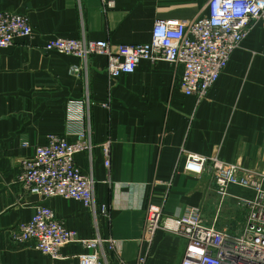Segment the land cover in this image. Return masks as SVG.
<instances>
[{
  "label": "crops",
  "instance_id": "obj_1",
  "mask_svg": "<svg viewBox=\"0 0 264 264\" xmlns=\"http://www.w3.org/2000/svg\"><path fill=\"white\" fill-rule=\"evenodd\" d=\"M114 2L0 0V11L27 16L33 29L31 37L0 49V264H80V256L91 253L73 243L52 259L34 242H15L13 231L40 206L50 207L80 240L113 241L100 249L104 264H181L185 238L160 229L147 244L143 234L150 207L164 218L198 208L207 223L219 219L214 180L187 173V156H217L264 171V25L251 26L209 96L199 101L181 90L182 67L167 61H141L133 74L112 80L104 56L83 61L45 49L55 38L147 44L157 20H194L206 14L209 0ZM71 100L84 103L80 124L69 122ZM80 128L92 149L75 160L95 180V213L74 200L44 201L18 182L22 159L51 135L75 142ZM228 191L232 208L235 197L252 194L235 186ZM103 205L108 214L101 213ZM235 217L230 213L228 220Z\"/></svg>",
  "mask_w": 264,
  "mask_h": 264
},
{
  "label": "built area",
  "instance_id": "obj_2",
  "mask_svg": "<svg viewBox=\"0 0 264 264\" xmlns=\"http://www.w3.org/2000/svg\"><path fill=\"white\" fill-rule=\"evenodd\" d=\"M104 3L112 7L115 2L104 0ZM257 22L264 25V0H209L206 14L194 20H157L147 44L113 45L102 40L55 38L45 49L83 61L104 56L112 80L133 74L141 61L164 60L182 67L181 90L201 101L209 96L232 54ZM32 34L27 16L0 11V49L9 48L17 38ZM83 109V101L68 102L71 124L83 121ZM76 136L75 142L59 135L49 136L47 144L37 147L32 157L20 161L18 182L28 194L44 201L55 197L74 200L95 213V180L84 174L75 160L78 153L90 151L92 144L83 128ZM104 153L105 165L110 167L108 144L104 145ZM184 169L187 173L211 176L222 203L231 197L228 191L231 186L252 193L248 198L235 197L237 206L247 210L242 229L230 232L208 224L198 208H188L179 217L164 218L159 209L150 207L143 242L152 244L157 232L165 229L187 241L181 264H264V171L228 163L217 156L193 154L187 156ZM101 213L108 214L107 206H102ZM13 240L34 242L36 250L52 259L62 258L65 246L80 243L91 250L80 256V264H104L100 249L105 243L113 242L100 237L80 240L48 206L38 207L29 222L20 224L13 231ZM144 261L141 256L139 262Z\"/></svg>",
  "mask_w": 264,
  "mask_h": 264
},
{
  "label": "rangeland",
  "instance_id": "obj_3",
  "mask_svg": "<svg viewBox=\"0 0 264 264\" xmlns=\"http://www.w3.org/2000/svg\"><path fill=\"white\" fill-rule=\"evenodd\" d=\"M216 212L220 214V216H218L219 219L216 220L214 218L213 222L209 223V221L208 224H215L218 228H227L229 230H232L233 232H237L238 230L242 229L247 215L246 210L241 206L238 207L237 205H235V208H232L227 205V202L222 203L217 189L214 213ZM230 213L236 214L237 217L228 220V216Z\"/></svg>",
  "mask_w": 264,
  "mask_h": 264
}]
</instances>
